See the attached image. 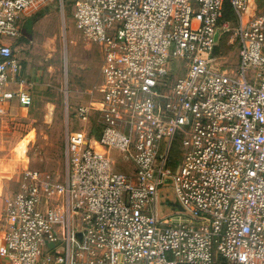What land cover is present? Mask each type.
<instances>
[{"label": "built area", "instance_id": "1", "mask_svg": "<svg viewBox=\"0 0 264 264\" xmlns=\"http://www.w3.org/2000/svg\"><path fill=\"white\" fill-rule=\"evenodd\" d=\"M42 1L0 0V106L34 101L4 39ZM249 3L76 0L101 81L75 111L66 179L28 169L7 199L0 264H264V10ZM230 32L235 71L219 49ZM113 151L135 172H115ZM169 188L183 210L162 215Z\"/></svg>", "mask_w": 264, "mask_h": 264}, {"label": "rangeland", "instance_id": "2", "mask_svg": "<svg viewBox=\"0 0 264 264\" xmlns=\"http://www.w3.org/2000/svg\"><path fill=\"white\" fill-rule=\"evenodd\" d=\"M42 2L39 13L44 17L29 20L23 33L25 37L33 36L32 40L23 43L18 38L4 39L15 41L13 46L24 70L25 87L28 86L34 99L30 107L13 102L1 109L0 196L5 203L19 190L18 181L28 169L60 181L66 179L67 139L70 130H77L82 124L75 118V111L80 104L91 102L95 86L101 81V47L88 41L78 29L76 0ZM249 10L254 13L264 10V0H250ZM232 36L233 32L226 34L219 45L223 68L229 71L237 70L240 54L239 45L231 44ZM178 63L169 65L175 79L186 73ZM87 128L94 133V123ZM113 159L117 164L115 172H135V166L125 161L119 151H113ZM168 193L174 196L172 188Z\"/></svg>", "mask_w": 264, "mask_h": 264}, {"label": "crops", "instance_id": "3", "mask_svg": "<svg viewBox=\"0 0 264 264\" xmlns=\"http://www.w3.org/2000/svg\"><path fill=\"white\" fill-rule=\"evenodd\" d=\"M42 8H43V2H37V3H35L34 5H32L29 9H27L26 10V12L24 13V15H23V18H22V22H21V26H22V30H21V35H20V37L18 38V39H22L23 40V43H27V41H29V40H32L33 39V36H24L23 35V33H25L26 32V28H27V25H28V23H29V20H31V19H33L34 18V20L35 21H38V18H36L38 15H41V14H43V13H39L41 10H42ZM44 15V14H43ZM44 17V16H43ZM42 17V18H43ZM41 19V18H40ZM28 22V23H27ZM34 32V31H33ZM28 37V38H27ZM17 40V39H16ZM15 41H13V43H14ZM14 45V44H13ZM20 62V61H19ZM22 67V66H21ZM23 73H24V70H23V67H22V73H21V78L22 79H24V77L22 76L23 75ZM25 75V74H24ZM99 83V82H98ZM25 85H26V81H25V84H24V88L26 89V90H28L29 92H30V90L29 89H27L28 88V86H26L25 87ZM11 86L13 87L12 89H17V88H19V85H17V84H11ZM97 86V85H96ZM95 86V87H96ZM31 93V92H30ZM32 94V93H31ZM13 102H16L18 105H20L19 104V102L16 100V101H11V102H9V103H6L5 105H2V106H0V113H1V109L3 108V107H5L6 105H9V104H11V103H13ZM84 104V103H83ZM21 178H22V176H21ZM21 178L19 179V181H18V184L20 183V181H21ZM20 185V184H19ZM1 194V193H0ZM13 195V194H12ZM6 203H5V200H4V198H2L1 196H0V231H3L4 230V228H5V224H6Z\"/></svg>", "mask_w": 264, "mask_h": 264}, {"label": "water", "instance_id": "4", "mask_svg": "<svg viewBox=\"0 0 264 264\" xmlns=\"http://www.w3.org/2000/svg\"><path fill=\"white\" fill-rule=\"evenodd\" d=\"M218 37V35H217ZM182 206L178 202L175 196H170L169 193H164L161 199V214L165 215L175 211H182ZM54 243L50 244L53 247Z\"/></svg>", "mask_w": 264, "mask_h": 264}, {"label": "trees", "instance_id": "5", "mask_svg": "<svg viewBox=\"0 0 264 264\" xmlns=\"http://www.w3.org/2000/svg\"><path fill=\"white\" fill-rule=\"evenodd\" d=\"M44 15L41 14V15H38V19L42 18ZM225 19L226 20H231V21H235V16H234V13H233V9L231 7V5L229 3H226V6H225Z\"/></svg>", "mask_w": 264, "mask_h": 264}]
</instances>
